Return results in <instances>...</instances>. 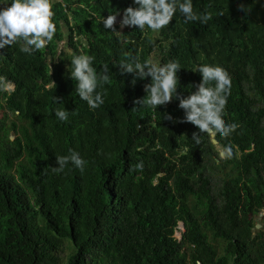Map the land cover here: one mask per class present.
I'll list each match as a JSON object with an SVG mask.
<instances>
[{
    "label": "trees",
    "instance_id": "16d2710c",
    "mask_svg": "<svg viewBox=\"0 0 264 264\" xmlns=\"http://www.w3.org/2000/svg\"><path fill=\"white\" fill-rule=\"evenodd\" d=\"M51 3L56 33L44 49H0V264H264V0H193L206 23L177 11L159 34L115 21L119 35L98 17H122L133 0ZM81 53L98 72L109 67L94 110L70 76ZM131 57L177 61L185 96L202 80L197 64L223 66L222 118L236 129L215 143L181 122L178 99L139 105L151 78L120 73ZM63 106L74 113L67 121L55 115ZM70 149L84 170L53 172Z\"/></svg>",
    "mask_w": 264,
    "mask_h": 264
},
{
    "label": "clouds",
    "instance_id": "9594fccd",
    "mask_svg": "<svg viewBox=\"0 0 264 264\" xmlns=\"http://www.w3.org/2000/svg\"><path fill=\"white\" fill-rule=\"evenodd\" d=\"M133 3L135 6L130 5L123 10L121 28L138 26L144 30L147 27L154 34H159L164 26L169 25L177 11L186 21L206 23L210 19V15H198L194 11L193 0H133ZM54 15L51 0H0V49L16 44L25 54L44 49L56 33ZM117 15L118 10L110 12L106 17L101 14L98 19L103 22L104 29H111V32L119 35L122 32L115 27ZM83 47H88L86 40L83 41ZM94 59L95 57L89 54H76L71 58V67H68L71 79L76 82L78 96L86 101L92 110L104 104L108 91L105 85L111 83L108 65L104 64L98 72L93 65ZM180 68V64L175 60L165 63L159 58H149L141 63L137 58L131 57L119 63L121 74L134 73L133 83L135 77L151 78L145 85L146 95L137 100L139 105H150L157 109L159 105L178 99L179 107L184 110L181 122L193 123L198 127L200 134L228 136L237 127L235 123L226 124L222 118L231 89L228 71L221 65L197 64L192 70L202 74V80L191 85V90L185 96L178 92ZM55 87L56 82L51 79L47 88L52 90ZM4 90L14 91L15 85L9 82ZM55 99L58 100L57 97ZM70 114L74 113L64 106L55 110V115L62 121H67ZM164 118L173 123L177 122V118L171 113H164ZM200 134L193 133V141L196 144L201 143ZM138 150L143 151V148L138 147ZM220 154L230 155L231 149ZM57 159L59 167L52 169L56 173L64 172L69 165L83 171L88 163L78 151L71 149L67 155L57 156ZM136 167L142 169L143 162L138 163Z\"/></svg>",
    "mask_w": 264,
    "mask_h": 264
},
{
    "label": "rangeland",
    "instance_id": "374dc122",
    "mask_svg": "<svg viewBox=\"0 0 264 264\" xmlns=\"http://www.w3.org/2000/svg\"><path fill=\"white\" fill-rule=\"evenodd\" d=\"M121 19H122L121 17H119V18L116 19V23L119 24V26H120V20H121ZM120 28H121V26H120ZM125 28H126V27H123V28H121V29L124 30ZM11 119H13V116L11 117ZM220 175H221V174L216 173L215 178H214L215 181L219 178ZM258 224H260V223H258ZM260 225H261V224H260ZM180 227H181L182 230H184V225H183V224H181ZM181 233H182V232L179 231V232L176 233V235H177L178 237H181Z\"/></svg>",
    "mask_w": 264,
    "mask_h": 264
},
{
    "label": "water",
    "instance_id": "95a60500",
    "mask_svg": "<svg viewBox=\"0 0 264 264\" xmlns=\"http://www.w3.org/2000/svg\"><path fill=\"white\" fill-rule=\"evenodd\" d=\"M213 141H214L215 143H218V141L215 139V136H213ZM222 152H223V151H222ZM257 226L260 227L261 225L258 224Z\"/></svg>",
    "mask_w": 264,
    "mask_h": 264
}]
</instances>
